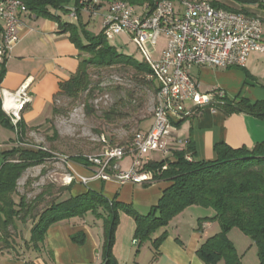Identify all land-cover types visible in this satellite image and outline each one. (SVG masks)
Instances as JSON below:
<instances>
[{
	"label": "trees",
	"instance_id": "trees-1",
	"mask_svg": "<svg viewBox=\"0 0 264 264\" xmlns=\"http://www.w3.org/2000/svg\"><path fill=\"white\" fill-rule=\"evenodd\" d=\"M22 1L37 19L56 22L58 33L69 34L70 40L80 51L81 61L77 72L60 85V91L55 99L65 96L75 102L86 95L85 106L89 111V101L94 93L97 90L103 91L100 88L101 81L93 82L92 72L98 71L100 74L104 70L122 68L132 70L136 85L149 89L154 94L155 101L158 88L155 80L150 78L153 76V70L147 61L139 62L121 53L109 43L110 39L104 32L93 36L86 31L82 23L73 24L62 20V15L69 16L72 6L80 9L81 0ZM111 1L113 0L89 2L104 4ZM122 1L134 6L153 4V0ZM227 1L213 0V4L216 8L249 16H256L248 9L250 7L264 9V0ZM78 13L80 16V11ZM5 66L6 62L0 72V86L6 73ZM127 96L133 101L135 91H129ZM207 107L226 115L244 113L264 118V101L251 103L246 98L229 100L225 94H219ZM54 113L58 114L60 111L55 108ZM202 113L203 108H196L191 116H199ZM0 126L15 131L19 143H24L27 133L34 129L28 128L23 119L14 126L2 109L1 98ZM216 153L215 161H198L194 142L189 139L184 146L172 150L171 157L162 161L147 162L143 170L152 173L154 182L169 181L171 185L163 192L159 203L143 215L131 205L110 200L93 190L63 199L65 193H71L74 181L60 188L49 184L29 202L27 196L20 195L19 182L28 169L40 166L50 159L52 157L50 152L20 146L1 152L0 256L6 251L15 253L16 257H23L29 251L39 253L52 226L92 214L104 223L102 264H116L113 248L121 212L131 216L136 222L137 255L147 242H151L153 249L157 251L168 235L167 232H163L154 239V234L165 229L175 217L188 208L199 206L212 208L215 216L211 220H217L221 226V232L208 238L197 251L199 259L204 264H243L235 245L228 238L229 232L234 228L239 229L253 241L258 251V264H264V141L251 149L246 147L234 149L227 145H219L216 147ZM89 156L92 155L76 156L71 161L87 169H94L88 161ZM208 220L210 218L199 220L200 226ZM19 223L23 226L31 224L28 239H25ZM72 239L81 244L84 242V234L75 235ZM28 264L33 262L29 261Z\"/></svg>",
	"mask_w": 264,
	"mask_h": 264
},
{
	"label": "crops",
	"instance_id": "crops-1",
	"mask_svg": "<svg viewBox=\"0 0 264 264\" xmlns=\"http://www.w3.org/2000/svg\"><path fill=\"white\" fill-rule=\"evenodd\" d=\"M248 9L260 18L264 16V11H259L262 14L254 12L255 7ZM19 36L20 42L6 61V73L0 88L15 93L28 86L32 101L22 117L26 126L33 128L46 120L60 85L77 72L81 54L69 34L58 33V24L52 20L37 19L34 15L27 17ZM195 75L202 93L221 90L229 100L246 98L251 103L264 101V54L253 53L244 69L204 68L196 70ZM152 124L153 118L142 131H148ZM176 136L184 142L193 140L198 161L212 162L217 159L216 147L219 145L251 149L263 142L264 118L244 113L226 115L206 107L201 115L184 119L178 125ZM125 160L120 163L124 170L130 166L129 162L128 166L123 167ZM69 169L76 181L71 193H65L63 199L93 190L110 200L131 205L143 215L159 203L163 192L171 185L169 181H157L143 186L119 184L99 178L84 184L78 178L91 176V171L76 164L69 166ZM190 209L193 208H188L165 229L154 234V239L163 232L168 235L157 251L151 242H147L137 255L136 222L121 212L113 248L116 264H204L197 251L212 236L210 230L214 226L208 221L200 226L199 220L207 217H201L198 212L186 216L185 212ZM19 227L25 239H28L31 224L23 226L19 223ZM78 234H84V242L81 244L72 239ZM103 244V220L88 214L84 218H73L52 226L47 232L41 252L29 251L23 257H16L15 253L6 251L0 256V264H28L29 261L33 264H102Z\"/></svg>",
	"mask_w": 264,
	"mask_h": 264
},
{
	"label": "built area",
	"instance_id": "built-area-1",
	"mask_svg": "<svg viewBox=\"0 0 264 264\" xmlns=\"http://www.w3.org/2000/svg\"><path fill=\"white\" fill-rule=\"evenodd\" d=\"M80 6L72 9L69 16L75 18L83 10L93 17L103 7L107 8L102 15L104 35L110 40L116 35H127L144 51L146 61L158 70V78H150L158 81L160 98H155L153 124L148 131L138 132L127 145L106 148L102 154L89 156L94 168L89 169L91 176L78 179L84 184L95 178L119 184H152V173L143 170L152 161L149 156L156 152L172 154V150L184 146L185 142L176 136L178 125L196 108H206L223 94L222 91L202 93L195 71L246 68L253 53L264 54V26L258 20L256 26H249L233 16L207 12L204 7H182L180 0L161 1L147 7L81 0ZM32 16L22 0H5L0 5V72L20 42L24 19ZM160 39L165 40V46L159 59L153 61L147 46L157 45ZM0 97L3 111L17 126V120H22L32 101L28 86L15 93L0 88ZM127 158L131 162L124 170L120 163ZM75 178L70 176V182Z\"/></svg>",
	"mask_w": 264,
	"mask_h": 264
},
{
	"label": "rangeland",
	"instance_id": "rangeland-1",
	"mask_svg": "<svg viewBox=\"0 0 264 264\" xmlns=\"http://www.w3.org/2000/svg\"><path fill=\"white\" fill-rule=\"evenodd\" d=\"M222 1L228 2L227 0ZM75 8V5L71 7V9ZM106 10L107 8L103 7L98 15L93 17L82 10L80 16L78 12L75 18L62 15V20L73 24L82 23L87 32L97 36L103 32L102 15ZM253 11L262 14L259 11H264V9L255 7ZM260 19L264 24L263 15ZM109 43L121 53L139 62L147 60L144 51L127 35H116ZM164 46V39H160L157 45L147 46V51L151 54L153 61L159 59ZM133 77L132 70L122 68L104 70L100 74L98 71H93V82L101 81L100 88L103 91L97 90L94 93L89 101L90 110L87 111L85 106L86 95L75 102L65 96L54 98L46 120L42 125L33 127L34 129L27 133L24 143L17 141L15 131L0 126V153L20 146L38 151L46 150L52 156L44 164L25 172L19 182L20 195L27 196L30 202L49 184L57 188L70 185L76 181V178L71 182L69 180L70 175L74 177L69 169V166L73 165L72 158L102 154L106 148L125 145L133 140L134 135L153 118L155 106L154 94L149 89L136 85ZM129 91H135L133 101H130L127 96ZM55 108L60 113H54ZM103 137L107 143L103 142ZM171 156V154L164 155L156 152L151 154L149 159L162 161ZM129 162H131L130 159L125 160L123 167L128 166ZM192 208L185 212L186 216H189L191 212H198L201 217L210 218L208 222L214 226L213 230H210V235L221 232L220 223L217 220H211L215 216L212 208L199 206ZM228 238L235 245L243 264L259 263L257 248L249 237L234 228L229 232Z\"/></svg>",
	"mask_w": 264,
	"mask_h": 264
},
{
	"label": "bare ground",
	"instance_id": "bare-ground-1",
	"mask_svg": "<svg viewBox=\"0 0 264 264\" xmlns=\"http://www.w3.org/2000/svg\"><path fill=\"white\" fill-rule=\"evenodd\" d=\"M89 1H91V0H89ZM161 1H174V0H153V3H157V2H161ZM109 3L117 4V5H120L122 7L133 6V5H130L128 2H125L122 0H113ZM4 4H5V0H1L0 5H4ZM98 4H101V2H98ZM147 5H149V3H145L142 6H138V7H147ZM180 6H182V7H196V8H203L204 7V9H207V12L215 13V15H218L221 17L233 16L234 20L244 21L249 26H256L257 20H258V23H261V25L264 26L262 20L257 16H249V15H246L243 13H236V12L227 11V10H224L221 8H216L213 4V0H180ZM24 7H27L25 3H24ZM27 11H29L28 8H27ZM151 69L153 70V76H151V78H158V70L153 69V67H151ZM153 80H155L157 88H158L156 98H160V90H159L158 81H156V79H153ZM20 121L21 120H17V125Z\"/></svg>",
	"mask_w": 264,
	"mask_h": 264
},
{
	"label": "water",
	"instance_id": "water-1",
	"mask_svg": "<svg viewBox=\"0 0 264 264\" xmlns=\"http://www.w3.org/2000/svg\"><path fill=\"white\" fill-rule=\"evenodd\" d=\"M1 164H2V160L0 161V166H1Z\"/></svg>",
	"mask_w": 264,
	"mask_h": 264
}]
</instances>
